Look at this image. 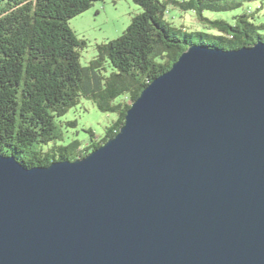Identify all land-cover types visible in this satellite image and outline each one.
<instances>
[{"label": "water", "instance_id": "1", "mask_svg": "<svg viewBox=\"0 0 264 264\" xmlns=\"http://www.w3.org/2000/svg\"><path fill=\"white\" fill-rule=\"evenodd\" d=\"M0 264H264V41L189 45L82 158L0 154Z\"/></svg>", "mask_w": 264, "mask_h": 264}, {"label": "trees", "instance_id": "2", "mask_svg": "<svg viewBox=\"0 0 264 264\" xmlns=\"http://www.w3.org/2000/svg\"><path fill=\"white\" fill-rule=\"evenodd\" d=\"M0 154L15 155L26 166L84 157L115 136L127 109L154 78L166 71L189 45L226 49L264 41V23L252 11H241L234 22L213 19L203 11H230L252 0H132L140 5L118 37L97 43L87 66L68 20L100 0H0ZM168 8L192 11L208 31L186 32L165 18ZM107 64L111 71L106 73ZM116 113V119L96 138L81 145L61 139L56 120L82 99Z\"/></svg>", "mask_w": 264, "mask_h": 264}, {"label": "rangeland", "instance_id": "3", "mask_svg": "<svg viewBox=\"0 0 264 264\" xmlns=\"http://www.w3.org/2000/svg\"><path fill=\"white\" fill-rule=\"evenodd\" d=\"M4 2H0V7ZM252 11L257 24L264 23V0H252L244 3L243 8L213 12L203 11V15L213 19H226L234 22V16L241 11ZM140 5L132 0H100L95 1L87 10L80 12L68 20L69 27L77 37L87 41V46L80 50V64L87 66L95 55L97 43L112 40L118 37L130 24L133 16L141 12ZM165 18L176 27H182L184 31H208L215 33L213 29H207L204 22L192 11H184L176 8H168ZM111 71L107 64L106 73ZM116 113H108L96 108L90 99H82L80 103L73 106L69 111L56 120V125L61 133V139L57 143L69 144L78 140L81 145L89 141V130L92 129L96 138L103 136L106 127L116 119Z\"/></svg>", "mask_w": 264, "mask_h": 264}]
</instances>
